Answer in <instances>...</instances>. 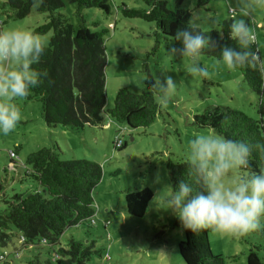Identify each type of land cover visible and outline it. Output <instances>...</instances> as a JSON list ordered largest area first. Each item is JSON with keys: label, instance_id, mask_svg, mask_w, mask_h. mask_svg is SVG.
<instances>
[{"label": "rangeland", "instance_id": "374dc122", "mask_svg": "<svg viewBox=\"0 0 264 264\" xmlns=\"http://www.w3.org/2000/svg\"><path fill=\"white\" fill-rule=\"evenodd\" d=\"M163 1L167 10L181 9L190 18V0ZM3 2L0 0V6ZM107 2L108 13L98 8H82L77 12L76 5L66 0L58 10L75 28L83 21L90 30H106L102 113V123L106 126L85 125L79 130L63 126L49 128L37 100L17 97L13 103L21 109L23 118L9 134H0V181L9 160L23 163L30 153L53 144L57 145L62 160L74 158L98 163L102 175L92 191L93 221L65 228L58 243L51 247L38 241L24 244L16 239L0 247L1 263L57 264L55 252L58 248L66 249L68 240L72 239L91 250L84 264H184L178 254V242L183 239L184 230L172 214L158 211L153 204L154 196L161 189V184L155 182L157 174L163 183L170 184L165 162L168 158L174 162L185 160L190 140L209 128L200 126L194 118L205 108L226 107L253 120L260 118V107L264 113V78L260 97L250 90L241 72L218 65L216 58L206 55L200 60L209 71V77L192 76L186 62L168 58L167 49L172 41L163 37L157 41L154 23L122 14L123 7L147 9L145 0ZM235 9L236 0H208L204 5L195 4L205 32L217 29L222 20H232ZM45 16L34 6L25 18L9 19L3 24L5 13L0 8V29L19 27L34 31L45 22ZM248 19L255 31L254 42L263 52L264 7L256 6ZM51 34V31L41 34L46 45ZM161 73L172 75L177 88L166 104H161L155 97L160 111L148 127L131 129L106 115L118 89L140 93L148 75L154 80L156 76H162ZM116 139L121 140V148H115ZM9 152H15L11 159ZM16 181L17 178L8 183L10 186L4 190L6 196H0L1 201L14 193L35 188L34 184L20 185ZM144 186L151 188L152 198L143 216H130L126 212L124 194ZM2 208L1 203L0 210ZM207 236L210 250L220 254L226 264H246L247 253L253 247L264 261V230L239 236L219 235L208 230Z\"/></svg>", "mask_w": 264, "mask_h": 264}, {"label": "trees", "instance_id": "16d2710c", "mask_svg": "<svg viewBox=\"0 0 264 264\" xmlns=\"http://www.w3.org/2000/svg\"><path fill=\"white\" fill-rule=\"evenodd\" d=\"M66 1L75 4L77 12L82 8H98L105 13L109 12L108 0ZM207 1L197 0V5H204ZM145 3L147 9L123 7L121 12L126 17H138L154 23L157 41L163 37L173 42L176 29L186 26L188 13L181 9L167 10L163 0H145ZM34 6L38 12L46 14L45 22L34 31L39 34L52 32L38 65L39 68L48 69L52 82L45 80L29 96L21 98L35 99L40 103L42 118L49 128L63 126L79 130L85 125L101 126L105 104L106 30H90L83 21L77 28L73 27L58 12L63 7V0H4L0 6L5 13L3 24L9 19L25 18ZM7 10L10 11L9 14ZM230 23L231 20H222L217 24V30H223L222 35L216 29L208 33L216 42L217 49L216 53L208 50L204 55L216 58L215 54H218L220 47L236 46L228 35ZM175 43L179 46L178 42ZM253 47L258 57L262 58L264 51L261 52L255 42ZM238 71L250 90L261 97L263 78L258 72L251 68ZM152 83L153 78L148 75L140 93H133L126 88L118 89L112 106L105 111L106 115L131 129L148 127L160 111L155 96L148 87ZM259 114L260 118L253 120L241 112L211 106L194 118L200 126L209 127L230 138L255 140L264 138L262 107ZM11 153L15 155V152ZM59 156V149L53 144L30 153L23 163L7 162L3 170L4 178L1 180L4 181H0L1 197L6 196L5 188L16 178L20 185L34 184L35 188L14 193L2 201L0 198V204L3 205V210H0V247H5L16 239L24 244L38 241L41 245L51 247L58 243L65 228L93 221L92 191L101 179L100 165L86 159L62 160ZM183 161L174 162L168 158L165 162L173 187L185 177L187 165ZM261 163L264 162L254 156L250 160V168L258 170ZM152 194L151 188L147 186L125 192L127 214L143 216ZM207 232V229L197 233L184 230L183 239L178 242V254L184 264H226L220 254L210 250ZM255 250L257 249L253 247L248 251L246 264H264ZM90 253L88 247L84 248L82 244L69 239L66 249L58 248L55 252L54 262L84 264ZM1 257L0 264H7L1 263Z\"/></svg>", "mask_w": 264, "mask_h": 264}, {"label": "clouds", "instance_id": "9594fccd", "mask_svg": "<svg viewBox=\"0 0 264 264\" xmlns=\"http://www.w3.org/2000/svg\"><path fill=\"white\" fill-rule=\"evenodd\" d=\"M196 2L190 0V18L186 26L176 29L167 54L169 59L186 62L192 76L208 78L209 71L200 58L208 50L216 53L217 44L208 34L211 30H203ZM256 6L264 7V0H236L228 32L236 46L220 47L215 57L218 65L229 70L251 68L264 78V58H259L253 47L255 31L248 19ZM217 31L222 35V28ZM45 50V38L31 29H0V134H9L23 118L13 100L29 96L45 80L52 82L48 69L38 67ZM161 74L148 87L161 104H166L177 83L172 75ZM254 156L264 162V138L234 139L205 129L190 140L183 161L187 165L185 177L175 187L163 183L157 174L155 182L161 189L153 204L158 211L172 214L182 230L193 233L208 229L219 235L239 236L264 230V163L252 170Z\"/></svg>", "mask_w": 264, "mask_h": 264}, {"label": "built area", "instance_id": "2783aa9c", "mask_svg": "<svg viewBox=\"0 0 264 264\" xmlns=\"http://www.w3.org/2000/svg\"><path fill=\"white\" fill-rule=\"evenodd\" d=\"M114 146H115V148H119V147H121V146H122V142H121V140H120V139H116V140H115V143H114ZM9 156L12 157V156H14V155L10 152Z\"/></svg>", "mask_w": 264, "mask_h": 264}, {"label": "crops", "instance_id": "0c3cea01", "mask_svg": "<svg viewBox=\"0 0 264 264\" xmlns=\"http://www.w3.org/2000/svg\"><path fill=\"white\" fill-rule=\"evenodd\" d=\"M104 126H106V124L104 123H102V125H101V128H104ZM90 127H97V126H90Z\"/></svg>", "mask_w": 264, "mask_h": 264}]
</instances>
